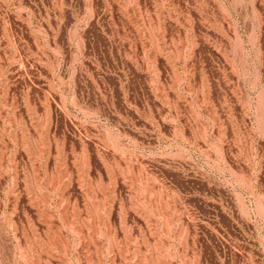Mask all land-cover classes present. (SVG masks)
<instances>
[{
    "label": "rangeland",
    "instance_id": "obj_1",
    "mask_svg": "<svg viewBox=\"0 0 264 264\" xmlns=\"http://www.w3.org/2000/svg\"><path fill=\"white\" fill-rule=\"evenodd\" d=\"M0 264H264V0H0Z\"/></svg>",
    "mask_w": 264,
    "mask_h": 264
}]
</instances>
